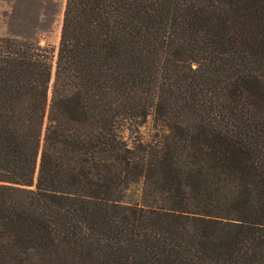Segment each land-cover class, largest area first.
<instances>
[{"label":"trees","instance_id":"16d2710c","mask_svg":"<svg viewBox=\"0 0 264 264\" xmlns=\"http://www.w3.org/2000/svg\"><path fill=\"white\" fill-rule=\"evenodd\" d=\"M0 264H264V0L0 35Z\"/></svg>","mask_w":264,"mask_h":264},{"label":"rangeland","instance_id":"374dc122","mask_svg":"<svg viewBox=\"0 0 264 264\" xmlns=\"http://www.w3.org/2000/svg\"><path fill=\"white\" fill-rule=\"evenodd\" d=\"M64 6L65 0H0V35L57 45Z\"/></svg>","mask_w":264,"mask_h":264}]
</instances>
